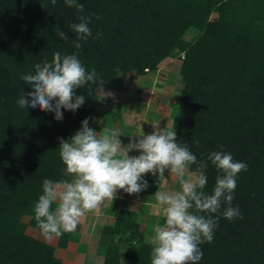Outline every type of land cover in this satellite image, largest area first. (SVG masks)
<instances>
[{"label":"trees","instance_id":"obj_1","mask_svg":"<svg viewBox=\"0 0 264 264\" xmlns=\"http://www.w3.org/2000/svg\"><path fill=\"white\" fill-rule=\"evenodd\" d=\"M174 59L176 150L200 175L179 199L190 214L154 244L122 210L101 230L102 262L84 264H264V0H0V264H63L72 231H26L51 234L55 186L104 181L101 146L78 141L102 132L98 90ZM133 169L154 196L160 174Z\"/></svg>","mask_w":264,"mask_h":264},{"label":"rangeland","instance_id":"obj_2","mask_svg":"<svg viewBox=\"0 0 264 264\" xmlns=\"http://www.w3.org/2000/svg\"><path fill=\"white\" fill-rule=\"evenodd\" d=\"M218 16L217 11L213 12L211 21H215ZM197 35L198 31L192 29L187 32L185 39L191 41ZM181 64L182 61L179 59L168 60L161 65L159 71L149 73L145 77H139L135 73L121 74L108 87L99 89L100 105L98 108L104 115V118L100 120L102 132L94 139L88 140V138L80 136L78 140L79 143L95 142L101 146L104 183L107 188L110 187L111 191L113 190L116 197H123L127 187L138 189L133 193L135 199L141 203L134 208L138 214H141L139 215L141 218L139 231L146 235L147 242L154 244H158L161 237L175 234L174 230L166 228L167 219L177 220L180 216L190 214L188 209L180 204L179 199L180 196L189 194L191 188L200 178L199 174L191 173L182 166L180 154L176 150V133L173 129V121L178 114L183 88V82L180 79ZM137 160L151 164L152 170L160 174L162 181L154 202L159 212L155 217L149 216L150 218L147 220L144 218L147 217V213L153 215L157 211L151 212L150 207H143L142 203L145 202V198L147 201H153L154 198L141 190L142 185L139 184L137 173L133 169V162ZM93 185L94 182L91 183V187H94ZM64 187L57 185L54 188L52 200L57 208L58 206L62 208V210L58 209L59 213H62H58L54 230L51 234H46L28 227L26 233L29 236L45 243L56 241L57 232L67 218L65 216L71 219L76 218V214H68V208L72 209V206L68 207L65 204L76 200L81 209L84 203L89 201L87 196L82 194V187H74L75 190H80L76 199L67 197ZM133 193L130 192L132 195ZM108 198L105 194L104 199ZM91 199L90 197L89 204H91ZM128 202L124 206L131 208V203ZM78 207L76 206L74 210H78ZM160 217L162 219L159 223L157 219ZM30 219V216H24L22 222L28 224ZM90 220L92 219L90 218ZM108 224L104 217H98L95 220V225L100 230ZM76 240L79 242V239ZM78 245L83 244H71L66 250H58L57 254L62 257L63 264H84V255L90 252L95 256L91 257L92 260H96L95 258L99 256V262H102L100 254L105 253V247L100 242L89 241V247L81 246L80 249H78ZM126 251V247H123L122 255ZM89 264L92 263L89 262Z\"/></svg>","mask_w":264,"mask_h":264},{"label":"crops","instance_id":"obj_3","mask_svg":"<svg viewBox=\"0 0 264 264\" xmlns=\"http://www.w3.org/2000/svg\"><path fill=\"white\" fill-rule=\"evenodd\" d=\"M149 165H151V164H149ZM151 167H152V165H151ZM138 181L140 182L139 184L142 185L141 190L144 191V187H143L144 184L140 180H138ZM104 182L105 181L101 182L100 184L94 183V185H93L94 187H91V183H93V182H90V183L72 182L71 184L67 185L66 187L63 186L64 187L63 189L65 191L64 193H67L66 196L67 197H73L74 199H76L77 193L80 194L79 193L80 190H78V189L75 190L74 187H76V188H77V186H80V188L82 187V189H83L82 194L86 195L87 200H89V201H86L87 203H84V206L81 209L78 207V203L76 202V200H75L76 204H75L74 200L73 201L71 200L70 202L65 204L68 207L72 206L73 210L68 208V210H69L68 214L74 213V214H76V218L71 219L70 217L65 216V218L66 217L67 218L64 221V225H62L63 220H61L62 222H60V225H62V227L60 226V230H59V232H57L58 233L57 238L59 237L60 232L63 229H67L69 231H72V233L74 235H76V237L79 239V244L82 243L83 245H81V246H83V247H85L86 245L89 247V241L93 243L97 240V243H99L102 229L100 230V228H98V226L95 225V220L98 217H104L105 221H108V223H109L108 225H113L115 223L119 213L122 210H126V211L136 213L138 216V221L140 222L141 218L139 217V215H141V214H138L134 210L135 206L141 205L140 201L135 199V196L133 193L134 191L136 192L138 189H136V188L132 189L131 187H127V189H130L131 192L133 193V195L130 194V195H132V199L128 198V194L130 192L127 193V189L125 190L124 196L123 197L119 196V198H118L113 193V190L111 191L110 187L109 188L106 187V184ZM103 184H105V185L103 186ZM105 188H107V189H105ZM159 189H160V186H159L158 190ZM106 191H108V192H106ZM105 194H107V196L109 197L107 200L104 199ZM146 195H150V194L146 193ZM155 196H157V193L154 196H152L154 198L153 201H147L145 198V200H144L145 202L142 203L143 207L144 206H146L147 208L150 207L151 212H154V210L157 211L156 214L154 213L153 215L151 213L150 214L147 213L146 214L147 217H144L146 220L150 217L151 218L155 217V215H157L159 212L158 207L156 205H154ZM90 197L92 198L91 204H89L90 203ZM127 201H129L128 203H131V208L124 206ZM76 206L78 207V210L77 209L74 210ZM58 209L62 210V208L59 206H58ZM58 213H59V210L57 211V214H56V218H55L54 225H53V230H54L56 221L58 220V215L61 214L62 212H60L59 214ZM90 218L92 220H90ZM61 219H63V218L61 217ZM161 219H162V217H160V219H157L159 223H160ZM89 220H90V222H89ZM68 223H70V224H68ZM80 237H81V239H80ZM95 237H97L98 239H96ZM78 246H79L78 249H80L81 246L80 245H78ZM90 253H92V252H90ZM86 255H84V256L86 257Z\"/></svg>","mask_w":264,"mask_h":264}]
</instances>
